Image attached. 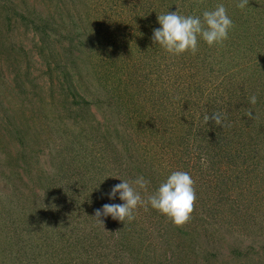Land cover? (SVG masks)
Wrapping results in <instances>:
<instances>
[{"label": "rangeland", "instance_id": "rangeland-1", "mask_svg": "<svg viewBox=\"0 0 264 264\" xmlns=\"http://www.w3.org/2000/svg\"><path fill=\"white\" fill-rule=\"evenodd\" d=\"M125 4L0 0V264H134L138 257L141 264L150 251L138 242L159 243L162 234L172 240L164 227L169 219L151 207H139L130 223L108 216L103 226L93 217L104 204L123 203L119 194L107 195L121 181L103 151L112 138L102 115L106 103L115 109L118 93L101 76L120 74ZM72 88L98 103L75 106ZM242 88L226 90L225 99ZM240 103L256 114L254 105ZM248 156H239V182L227 191L235 200L195 201L186 224L212 221L201 241L214 254L197 264H264V163L253 167ZM119 230L124 240L116 239ZM185 245L188 257L197 253ZM163 248L155 258L170 255Z\"/></svg>", "mask_w": 264, "mask_h": 264}, {"label": "trees", "instance_id": "trees-1", "mask_svg": "<svg viewBox=\"0 0 264 264\" xmlns=\"http://www.w3.org/2000/svg\"><path fill=\"white\" fill-rule=\"evenodd\" d=\"M127 1L125 23L129 24L124 25L117 44L120 60L116 70L120 74L111 77L103 72L101 76L103 85L118 93L115 109L106 103L109 111L102 115L112 138L110 153L107 145L103 151L118 167L115 178L132 181L143 176L149 182V196L157 189L151 193L150 188L158 187L172 171L181 170L194 180L196 200H235L227 191L234 181L239 182L233 172L236 164L240 166L239 156L247 153L253 167L264 163V0H249L243 10L236 7L239 0ZM218 4L225 6L234 24L222 45L210 47L199 40L195 55L185 52L175 56L153 43L160 14L177 11L202 16ZM237 86L247 90L242 88L240 96L225 99L226 90ZM252 95L257 96V112L251 114L254 119L240 103L249 104ZM71 99L75 106L88 108L98 103L90 104L74 88ZM213 112L223 114L224 124L231 126H215L211 120L205 124L204 116ZM212 225V221L202 220L199 228L188 224L176 227L167 220L164 227L172 240L168 244V235L162 234V242H138L140 248L153 251L142 256L141 264H197V258L206 262L214 254L201 237L205 227ZM116 239L124 240L120 230ZM185 244L194 246L197 253L192 249L188 257ZM164 246L170 255L155 258L154 252ZM136 259L134 264L141 262Z\"/></svg>", "mask_w": 264, "mask_h": 264}, {"label": "clouds", "instance_id": "clouds-1", "mask_svg": "<svg viewBox=\"0 0 264 264\" xmlns=\"http://www.w3.org/2000/svg\"><path fill=\"white\" fill-rule=\"evenodd\" d=\"M248 4L249 0H239L236 7L243 10ZM157 22L160 27L153 30V43L158 44L166 53L175 56L185 52L195 55L199 50V40H203L210 47L222 45L228 39L229 31L234 27L223 4H218L214 10L204 11L202 16H185L177 11L167 12L157 16ZM248 101L251 105H255L257 96H250ZM251 113L248 111L246 115L254 119ZM225 119L226 117L219 112L204 116L205 124L211 120L215 126L230 127V124H224ZM202 163L207 166L203 158ZM119 180L121 182L114 185L107 195L111 200L119 194V200L123 203L104 204L101 209L95 210L93 217L100 225H103L101 217L108 216L122 223L125 221L130 223L136 218L135 213L139 207H143L145 211L151 207L176 227H182L190 221L196 192L195 182L188 172L172 171L147 199L141 195L142 191H146L149 183L143 176L132 181Z\"/></svg>", "mask_w": 264, "mask_h": 264}]
</instances>
